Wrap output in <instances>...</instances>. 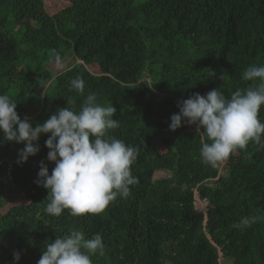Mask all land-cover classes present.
<instances>
[{
    "label": "trees",
    "instance_id": "trees-1",
    "mask_svg": "<svg viewBox=\"0 0 264 264\" xmlns=\"http://www.w3.org/2000/svg\"><path fill=\"white\" fill-rule=\"evenodd\" d=\"M68 1L51 15L44 0H6L0 94L33 127L59 108L79 111L89 94L113 105L119 124L107 135L137 149L131 171L139 182L98 215L51 216L48 190L34 182L42 161L49 174L55 167L47 160L49 134L40 136L35 156L18 163L24 144L0 132V264H37L48 243L73 230L102 236L104 254L91 256L92 264H264V147L249 143V156L226 159L209 180L218 172L202 160L201 147H191L186 128L169 129L179 101L217 88L230 98L258 83L243 73L264 65V0ZM55 54L64 64L57 74ZM76 78L83 93L71 87ZM32 106L39 111L30 116ZM258 118L264 122V106ZM197 195L208 203L207 221ZM17 198L20 204L6 207ZM244 217L256 220L234 227Z\"/></svg>",
    "mask_w": 264,
    "mask_h": 264
},
{
    "label": "clouds",
    "instance_id": "clouds-1",
    "mask_svg": "<svg viewBox=\"0 0 264 264\" xmlns=\"http://www.w3.org/2000/svg\"><path fill=\"white\" fill-rule=\"evenodd\" d=\"M55 62L61 57L54 55ZM76 63H82L80 59ZM243 79L253 81L245 90L237 89L230 98L222 91L212 89L205 95L195 93L179 101L178 113L172 114L169 129L175 131L182 124L197 125L210 142L202 140L200 156L209 164L226 160L237 149L249 143L264 147V122L258 118L264 106V65H251ZM72 89L83 93L80 78L71 81ZM74 100L67 104L74 106ZM15 103L8 95L0 94V132L3 140L24 144L18 152V163H26L39 151V138L49 134L45 146L47 160L55 163L49 174L42 161L34 182L48 190L45 212L59 217L68 210L73 217L85 214L98 215L118 197L127 198L130 186L138 184L131 166L137 158V149L122 140L108 136L109 130L118 127L113 117L116 108L97 103L95 94H89L79 111L74 107L59 108L42 124L32 126L30 120L21 119ZM107 137V138H106ZM199 211V210H198ZM255 217L242 218L234 227H250ZM102 236L97 233L85 238L80 231H70L56 237L43 250L37 264H92L91 256L104 254ZM14 261L20 253L14 252Z\"/></svg>",
    "mask_w": 264,
    "mask_h": 264
},
{
    "label": "rangeland",
    "instance_id": "rangeland-1",
    "mask_svg": "<svg viewBox=\"0 0 264 264\" xmlns=\"http://www.w3.org/2000/svg\"><path fill=\"white\" fill-rule=\"evenodd\" d=\"M6 2V0H0V9L4 10V3ZM44 7L46 9V11L53 15L56 12L60 11L61 9L69 6V1L68 0H44ZM5 11H7V6L5 7ZM79 60H77L78 62ZM88 69L93 72V73H99V68L95 65V64H91L87 66ZM53 68V73L57 74V72H60L59 70H63L64 69V64L63 63H56L52 66ZM38 108L35 106H32V108H29V115L33 116L38 112ZM186 128L187 132L186 135L188 136L187 141L191 143V147L194 148H199L202 146L201 142L202 140L205 142H210L207 139L206 133L203 132V130H197V127H195L194 125H189L187 123L182 124V126L180 128L177 129V131L179 130H184ZM1 135V134H0ZM192 140V141H191ZM157 148L161 149L162 145L161 144H157ZM236 154H242L244 157L249 156V154H247V150L244 149H237L236 151H234L227 159L229 162H232L235 160ZM238 160H240L239 157H236ZM224 163H226L225 160H223ZM223 161L218 162L216 164H211V169H215L216 172H218L217 176L213 177L210 176L209 180L212 179H216L218 178V175L220 174L219 171L223 170L224 167V163ZM226 165V164H225ZM157 177H161V176H165V172H158ZM196 207L199 211L203 212L205 220L207 221L209 216H208V209H207V201L202 200L198 197V195L196 196ZM22 202L21 198H17L16 200H12L10 203H7L6 207H9L12 204H20ZM3 213H5V210H3ZM4 219L6 220L7 224L9 226H12L11 222H9V218L5 215ZM162 234V233H160ZM163 235V234H162ZM230 264V263H228Z\"/></svg>",
    "mask_w": 264,
    "mask_h": 264
}]
</instances>
